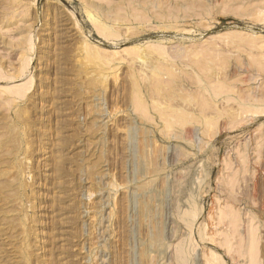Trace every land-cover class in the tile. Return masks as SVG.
I'll list each match as a JSON object with an SVG mask.
<instances>
[{"label":"rangeland","instance_id":"1","mask_svg":"<svg viewBox=\"0 0 264 264\" xmlns=\"http://www.w3.org/2000/svg\"><path fill=\"white\" fill-rule=\"evenodd\" d=\"M262 55L264 0H0V264H264Z\"/></svg>","mask_w":264,"mask_h":264},{"label":"bare ground","instance_id":"2","mask_svg":"<svg viewBox=\"0 0 264 264\" xmlns=\"http://www.w3.org/2000/svg\"><path fill=\"white\" fill-rule=\"evenodd\" d=\"M244 10H245V9H244ZM7 11H8V10H7ZM240 12H241V11H240ZM91 17H92V16H91ZM136 20H137V19H136ZM93 21L95 22V24H96V26L98 27V29H99V30H102V33H103V34H106V35H108L109 37H110V35H112V33L114 34V32H112V33H110V32L108 33V32H107V28L105 27L104 22H102L101 20L96 19V18L94 17V20H93ZM138 21H139V20H138ZM138 28H139V27H138ZM114 29H115V27H114ZM118 30H119V29H118ZM109 31H110V30H109ZM113 31H114V30H113ZM136 34H137V32H136ZM136 34H135V35H136ZM138 35H139V34H138ZM245 37H247V36H245ZM245 37H244V38H245ZM240 38H241V37H240ZM241 39H242V38H241ZM247 40H248V39H247ZM31 41H32V40H31ZM31 41H30V42H31ZM232 41H233V40H232ZM235 41H236V40H235ZM259 41H260V43H261V40H259ZM259 41H257V42H259ZM238 42H239V41H238ZM249 42H250V41H249ZM252 42H253V40H252ZM257 42H256V43H257ZM227 43H228V42H227ZM233 43H234V42H233ZM239 43H240V42H239ZM242 43H243V41H242ZM245 43H247V41H246ZM245 43H244V44H245ZM260 43H259V44H260ZM250 44H251V42H250ZM250 44H249V45H250ZM254 44H255V43H254ZM259 44H257V45H259ZM261 44H262V43H261ZM232 45H233V44H232ZM247 45H248V43H247ZM230 46H231V45H230ZM245 46H246V44H245ZM252 46H254L253 43H252ZM248 47H249V46H248ZM250 47H251V46H250ZM259 47H260V45H259ZM235 48H236V47H235ZM238 48H239V47H238ZM240 48H241V47H240ZM253 48H254V47H253ZM31 49H32V48H31ZM86 49H87V48H86ZM137 49H138V48H137ZM137 49H136V50H137ZM162 49H163V48H162ZM90 50H91V48H90ZM90 50H89V51L87 50V51L90 52ZM252 50H253V49H252ZM98 51H99V50H98ZM137 51H138V50H137ZM156 51H157V50H156ZM156 51H155V53H158V52H156ZM160 51H161V50H160ZM258 51H259V50H258ZM135 52H136V51H135ZM140 52L144 53L143 51H140V50H139V53H140ZM164 52H166V51H164ZM91 53L96 57V51H92V50H91ZM91 53H90V54H91ZM99 54H100V53H99ZM103 54H104V53H102V55L100 54L99 56H103ZM132 54H135V53H132ZM132 54H131V56L134 57ZM146 54H147V53H146ZM160 54H161V53H160ZM160 54H159V55H160ZM195 54H196V53H195ZM195 54H193V55H195ZM198 54H199V53H198ZM105 55H106V54H105ZM188 55H190V54H188ZM88 56H89V55H88ZM113 56H114V55H113ZM115 56H116V55H115ZM135 56H138V57H139L140 55H139V54H138V55L136 54ZM144 56H145V55L143 54L142 57H144ZM160 56H162V55H160ZM191 56H192V55H191ZM213 56H214V55H213ZM215 56H216V55H215ZM262 56H263V55H262ZM89 57H90V56H89ZM95 57H93V58H95ZM145 57H146V56H145ZM145 57H144V58H145ZM183 57H184V56H183ZM250 57H251V56H250ZM263 57H264V56H263ZM96 58H97V57H96ZM115 58H116V57H115ZM127 58H129V57H127ZM140 58H141V57H140ZM140 58H138V59H140ZM144 58H143V59H144ZM166 58H167V57H166ZM184 58H186V57H184ZM187 58H188V57H187ZM98 59H99V58H98ZM141 59H142V58H141ZM168 59H169V58H168ZM261 59H262V58H261ZM133 60H134V59H133ZM182 60H183V59H182ZM212 60H213V59H212ZM214 60H215V59H214ZM253 60H255V59H253ZM257 60H258V59H257ZM96 61H97V60H96ZM102 61H103V60H102ZM102 61H101V62H102ZM220 61H221V60H220ZM101 62H100V63H101ZM106 62H108V61H106ZM132 62H133V61H132ZM136 62H137V61H136ZM152 62H153V61H152ZM213 62H214V61H212V63H213ZM217 62H218V61H217ZM253 62H254V61H253ZM257 62L259 63V61H257ZM262 62H263V60H262ZM103 63H104V62H103ZM214 63H215V62H214ZM251 63H252V62H251ZM106 64H108V63H106ZM106 64H105V65H106ZM221 64H222V63H221ZM221 64H220V65H221ZM255 64H256V63H255ZM103 65H104V64H103ZM103 65H102V66H103ZM160 65H161V64H160ZM218 65H219V64H218ZM225 65H226V64H225ZM227 65H228V64H227ZM227 65H226V66H227ZM237 65H238V64H237ZM259 65H261L260 68H261V67L263 68V66H262L263 63H262V64H259ZM24 66L26 67V64H25ZM24 66H23V67H24ZM163 66H164V65H163ZM165 66H166V64H165ZM167 67H169V66H167ZM214 67H215V66H214ZM216 67H217V66H216ZM218 67H219V66H218ZM99 68H100V67H99ZM260 68H259V69H260ZM164 69H165V68H164ZM167 69H169V68H167ZM20 70L22 71V69H20ZM217 70H220V69H217ZM260 70H261V69H260ZM165 71H166V70H165ZM159 72H160V71H159ZM163 72H164V71H163ZM217 72L220 73L219 71H217ZM261 72H262V71H261ZM263 72H264V71H263ZM170 74H171V73H170ZM172 74H173V73H172ZM215 74H216V73H215ZM215 74H214V75H215ZM167 75H168V74H167ZM210 75H211V74H210ZM2 76H3V75H2ZM211 76H212V75H211ZM223 76H224V75H223ZM214 77H215V76H214ZM2 78H3V77H2ZM211 81H213V80H211ZM137 84H138V83H137ZM208 84H209V83H208ZM211 85H212V84H211ZM214 85H215V82H214ZM219 85H220V84H219ZM219 85H218V90H219V92H221V91L223 90V88H222L223 86H221V87L219 88ZM221 85H222V84H221ZM25 87H26V86H25ZM25 87H23V88L21 87V88H20L21 90L19 89L20 91H15V92H14V93H16L17 95L20 96L19 99H22L23 96L25 95V93L27 92V91H26L27 89H25ZM214 88H215V87H214ZM28 89H29V88H28ZM136 90H137V89H136ZM213 90H214V89H213ZM224 91H226V90H224ZM227 91H228V90H227ZM232 91H233V90H232ZM216 92H217V91H216ZM219 92H217L216 94H218ZM234 92H235V91H234ZM226 93H228V92H226ZM229 93H231V89L229 90ZM229 93H228V94H229ZM237 93H238V92H237ZM12 94H13V92H12ZM138 94H139V96L141 95L139 92H138ZM211 94H212V93H211ZM223 94H224V93H223ZM241 94H242V93H241ZM13 96H14V95H13ZM15 96H16V95H15ZM15 96H14V97H15ZM191 96H193V95H191ZM215 96H216V95H215ZM221 96H222V95H221ZM21 97H22V98H21ZM238 97H239V96H238ZM241 97H242V96L240 95V98H241ZM244 97H245V96H244ZM16 98H18V97H16ZM262 98H263V97H262ZM140 99H141V98H140ZM138 100H139V99H137V101H138ZM232 100H233V99H232ZM232 100H231V101H232ZM241 100H242V99H241ZM6 102H7V101H6ZM8 102H9V101H8ZM202 102H203V101H202ZM210 102H211V101H210ZM16 103H17V102H16ZM205 103H207V102H205ZM253 103H255V102H253ZM212 104H213V103H212ZM212 104H211V105H212ZM140 105H141V104H140ZM143 105H144V104H143ZM203 105H204V104H203ZM203 105H202V106H203ZM206 106H207V108H209V104H208V105L205 104V107H206ZM215 106H216V105H215ZM202 108H203V107H202ZM207 108H206V109H207ZM206 109H205V110H206ZM227 109H228V108H227ZM242 109H243V108H242ZM200 110H201V109H200ZM202 110H203V109H202ZM212 110H213V109H212ZM218 110H219V108H218ZM218 110H217V111H218ZM208 111H209V110H208ZM222 111H223V110H222ZM226 111H227V110H226ZM243 111H244V110H243ZM247 111H249V110H247ZM250 111H251V110H250ZM255 111H256V110H255ZM199 112H200V111H199ZM201 112H202V111H201ZM214 112H216V111H214ZM219 112H220V111H219ZM219 112H218V113H219ZM253 112H254V110H253ZM258 112H259V111H258ZM258 112H257V113H258ZM203 113H206V111H205V112L203 111ZM223 113H224V112H222V114H223ZM246 113H248V112H246ZM246 113H245V114H246ZM257 113H256L255 115H259V114H257ZM259 113H260V112H259ZM263 113H264V110H263L262 114H263ZM216 114H217V113H216ZM216 114H215V115H216ZM219 114H221V113H219ZM224 114H225V113H224ZM226 114H227V112H226ZM231 114H233V113H231ZM234 114H235V113H234ZM239 115H240V114H239ZM242 115H243V114H242ZM186 116H187V115H186ZM213 116H214V115H213ZM221 116H222V115H221ZM227 116H228V115H227ZM172 117H173V116H172ZM205 117H206L205 119H207V118L209 119V121L206 120V121H207V123H206L207 126H208V125H211V124L214 123V117H215V116H214V117L211 116V118H210V117L207 115V113H206ZM201 118H202V117H201ZM218 119H219V118H218ZM182 120H183V119H182ZM172 121H173V120H172ZM192 121H193V120H192ZM194 121H195V119H194ZM197 121L200 122L199 120H197ZM169 122H170V121H169ZM169 122H168V123H169ZM177 122H178V121H177ZM189 122H191V121H189ZM198 122H197V123H198ZM198 124H199V123H198ZM183 125H184V124H183ZM213 127H214V125L208 127V129H212ZM169 128H170V127H169ZM195 130H196V129H195ZM15 149H16V148H14V149H12V150H15ZM10 152H11V151H10ZM10 152H9V153H10ZM11 154H13V153H11ZM14 154H15V153H14ZM3 164H6V163L3 162ZM2 189H3V188H2ZM193 208H194V207H193ZM194 209H195V208H194ZM194 212H195V211H194ZM191 213H192V211H191ZM192 215H193V213H192ZM190 216H191V215H190ZM193 217H194V215H193ZM193 217H192V218H193ZM192 218H191V219H192ZM189 219H190V218H189ZM191 222H193V221H189L188 224L191 223ZM191 225H192V224H191ZM235 225H236V224H235ZM179 251H180V250H179ZM181 251H182V250H181ZM181 251H180V252H181ZM180 252H179V257L182 256V255L185 256L184 253H183V251L181 252V254L183 253L182 255L180 254ZM184 258H185V257L182 258V261H185ZM214 258H215V257H214ZM179 259H180V258H179ZM180 260H181V259H180ZM254 261H255V260H254ZM182 263L185 264V262H182Z\"/></svg>","mask_w":264,"mask_h":264}]
</instances>
